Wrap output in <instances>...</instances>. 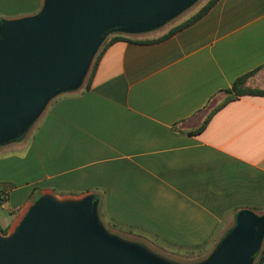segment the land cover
Instances as JSON below:
<instances>
[{"label": "crops", "instance_id": "crops-1", "mask_svg": "<svg viewBox=\"0 0 264 264\" xmlns=\"http://www.w3.org/2000/svg\"><path fill=\"white\" fill-rule=\"evenodd\" d=\"M43 2L0 0V20ZM196 12L157 34L113 32L125 38L102 51L90 86L57 95L0 145V206L12 216L0 234L44 194H92L108 222L175 247L209 243L240 210L264 214V96L230 101L191 133L239 76L260 68L246 86L264 89V0H216L166 35Z\"/></svg>", "mask_w": 264, "mask_h": 264}, {"label": "water", "instance_id": "water-1", "mask_svg": "<svg viewBox=\"0 0 264 264\" xmlns=\"http://www.w3.org/2000/svg\"><path fill=\"white\" fill-rule=\"evenodd\" d=\"M195 0H44L34 15L0 20V145L19 140L57 95L81 87L112 32L157 29ZM98 200L38 198L14 231L0 234V264H176L108 233ZM264 214L240 210L198 264H253Z\"/></svg>", "mask_w": 264, "mask_h": 264}, {"label": "rangeland", "instance_id": "rangeland-1", "mask_svg": "<svg viewBox=\"0 0 264 264\" xmlns=\"http://www.w3.org/2000/svg\"><path fill=\"white\" fill-rule=\"evenodd\" d=\"M207 1L208 0H195L193 3H191L189 6H187L184 10H182L179 14L175 15L168 22H166L164 25H162L161 26L162 29L156 31L154 34H157L161 31L181 22L182 20H184L185 18L190 16L192 13L196 12ZM41 9H42V7H41ZM161 27H159V28H161ZM112 33H110L106 36L103 43L108 41L112 37ZM103 43L100 45L99 50L101 49ZM99 50H98V52H99ZM91 68H92V65H91ZM91 68L89 69V71H88V73L84 79V82L86 81ZM255 78H257V81H258L257 85L260 84L259 82L261 80L264 83V78L262 79L261 76H258ZM84 82L82 83L81 88L84 87V84H85ZM61 94H63V93H61ZM61 94H59V95H61ZM49 103H51V101ZM46 108H45V110H46ZM45 110L32 123V125L30 126L28 131H30L35 126V124L40 119V117L45 112ZM64 199H66V198H64ZM67 199H69V198H67ZM75 199H79V198H75ZM102 212H104V210L102 211L98 206L99 220L102 223V225L104 226V229L108 233H110L112 235H116V236H118L124 240L138 242V243L142 244L144 247H146L148 250H150L151 252H153V253L157 254L158 256H161V257H163V258H165L171 262H174L176 264H198V263L203 262L208 257H210V255L215 251V249L217 248V246L219 245V243L221 242L223 237L231 229V228H225L224 231H222L220 234L218 233V235L211 238L208 245H206L204 248L199 249V250H190L191 248H189V247H175L173 245L165 244V243H163V242H161L155 238H152L151 236H148V234H145V233L138 234V233L132 232L128 229H121L119 227H116L115 225L111 224V222L107 221L108 218L104 217V214ZM0 216H2L4 219L12 220V216L9 213V211L7 209L2 208L1 206H0ZM263 243H264V238L262 240L261 245H263ZM253 264H255V258H254Z\"/></svg>", "mask_w": 264, "mask_h": 264}, {"label": "trees", "instance_id": "trees-1", "mask_svg": "<svg viewBox=\"0 0 264 264\" xmlns=\"http://www.w3.org/2000/svg\"><path fill=\"white\" fill-rule=\"evenodd\" d=\"M216 0H209L204 6L201 7V9L196 12L194 15H192L190 18H188L187 20H185L183 23H181L180 25L172 28L166 35H170L173 32H175L176 30H178L179 28L191 23L192 21L198 19L199 17H201L204 13H206L209 8L212 6V4L215 2ZM165 35V36H166ZM125 38L122 35H114L112 36L108 41L104 42L101 49L99 50L95 61L92 65L90 74L88 76L87 79V83L85 84V87L88 88L90 86V79L91 76L96 68L97 65V61L98 58L100 57L102 51H104L110 44L114 43L115 41L119 40V39H123ZM146 41H152V40H146ZM257 68L255 70H252L250 72H247L241 76H239L238 78H236L232 84V86L230 88H227L224 90L225 92V97L214 107L210 110V112L207 114L206 118L204 119V121L202 122V124L200 125V127H198L197 129L191 131V133H199L202 130H204L207 126V124L209 123V121L211 120V118L213 117V115L222 107H224L227 103H229L230 101L239 98L240 96L243 95H263L264 96V89L262 88H253V87H248L246 86V82L247 80L252 77L253 75H255V73L258 71ZM3 197L0 194V205L2 203ZM111 224L115 225L116 227H119L121 229H128L132 232H135L136 230H134L133 228H124L123 226L119 225V224H115L112 223ZM208 244V241H205L202 244H198L195 246H191L189 248H191L190 250H199L204 248L206 245ZM255 258V264H263L264 263V243L261 247V249L258 251V253L254 256Z\"/></svg>", "mask_w": 264, "mask_h": 264}, {"label": "built area", "instance_id": "built-area-1", "mask_svg": "<svg viewBox=\"0 0 264 264\" xmlns=\"http://www.w3.org/2000/svg\"><path fill=\"white\" fill-rule=\"evenodd\" d=\"M2 197H3V195H2Z\"/></svg>", "mask_w": 264, "mask_h": 264}]
</instances>
